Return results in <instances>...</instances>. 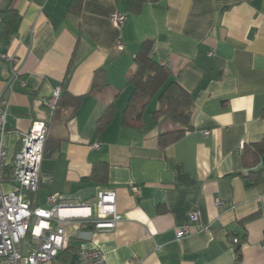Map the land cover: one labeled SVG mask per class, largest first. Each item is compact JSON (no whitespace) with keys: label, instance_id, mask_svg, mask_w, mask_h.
<instances>
[{"label":"crops","instance_id":"1","mask_svg":"<svg viewBox=\"0 0 264 264\" xmlns=\"http://www.w3.org/2000/svg\"><path fill=\"white\" fill-rule=\"evenodd\" d=\"M73 1L0 0V13L17 15L0 35V100L9 105L2 190L15 189L22 136L42 121L48 139L34 205L52 194L70 205L117 194L122 221L113 230L71 228L79 248L97 247L106 264H264V157L256 165L243 157L264 136V0ZM114 14L126 16L123 26ZM146 41L192 97L185 125L152 114L162 108L157 99L138 109L137 125L124 123L140 99L126 76ZM58 88L80 98L76 110L44 105ZM182 131L160 146L161 135ZM101 165L103 178L95 177ZM194 211L199 228L178 238Z\"/></svg>","mask_w":264,"mask_h":264},{"label":"built area","instance_id":"2","mask_svg":"<svg viewBox=\"0 0 264 264\" xmlns=\"http://www.w3.org/2000/svg\"><path fill=\"white\" fill-rule=\"evenodd\" d=\"M112 21L116 26H123L126 16L114 14ZM117 49L124 50L122 42L118 43ZM8 60L16 62L15 58ZM17 78L18 73H15L14 80ZM61 95L58 88L51 98L43 101L44 105L54 112ZM8 107L7 101L0 100V264H52L68 246L71 228L97 231L116 228L122 221V216L117 212V194L103 190L99 192L96 203L81 205L67 204L59 194H52L44 207L34 205L48 139V126L42 121L34 122L22 136L20 149L12 163L11 179L15 189L4 192L2 186L6 182L7 152L3 138L7 132ZM93 148L99 149L100 144ZM132 192L135 196L139 195L136 187L132 188ZM198 222L199 213L194 211L189 216V223L178 233V238L189 236ZM231 241L234 245L240 244L237 236H232ZM261 248L264 253V240ZM77 257L78 264H106L97 247H81Z\"/></svg>","mask_w":264,"mask_h":264},{"label":"trees","instance_id":"3","mask_svg":"<svg viewBox=\"0 0 264 264\" xmlns=\"http://www.w3.org/2000/svg\"><path fill=\"white\" fill-rule=\"evenodd\" d=\"M143 1L144 0H132V5L133 7H136ZM77 2V0H74L72 5H76ZM0 18L2 21L0 35L7 36L13 29L12 27L17 20V15L14 11L8 9L7 11L0 13ZM7 26L9 28H3ZM135 62V67L127 73L126 77L128 83L133 86L135 94H137L140 99L135 104H130L126 108L124 123L131 126L137 125L136 123L139 122L140 119L137 115L138 109L145 104V101L157 99L162 104V108L152 114L156 117L169 115L177 123L184 125L187 124L193 108L192 97L174 79H172L171 73L156 61L152 42L146 41L143 44L142 53L140 57L136 58ZM100 84L101 83L96 82V86L100 87ZM67 95L68 94L61 95L56 110L54 111L55 114L60 111V108L65 103L70 105L74 110L78 108L80 98L69 97ZM107 113L106 120L109 121L110 112L108 111ZM262 118H264V111L262 113ZM184 133L185 131L161 135L159 139L160 146L162 148L166 147L172 142L180 139ZM243 150L245 161H252L251 163L254 165L258 164L264 157V136L260 142L245 146ZM105 168V165L96 167L94 169V176L103 178L102 174ZM257 169L262 170L263 167L260 168V166H258ZM256 174H260V172H257ZM256 174H252V177H250L253 179V176H256L257 178ZM78 250L79 247L73 246L69 239L68 246L61 251L57 260H60L61 264H78V259L75 263L72 262L73 256L77 255Z\"/></svg>","mask_w":264,"mask_h":264},{"label":"rangeland","instance_id":"4","mask_svg":"<svg viewBox=\"0 0 264 264\" xmlns=\"http://www.w3.org/2000/svg\"><path fill=\"white\" fill-rule=\"evenodd\" d=\"M71 242L73 246H78L80 244V241H78L77 238H74ZM60 262H61L60 260L59 261L57 260L54 262V264H61Z\"/></svg>","mask_w":264,"mask_h":264},{"label":"water","instance_id":"5","mask_svg":"<svg viewBox=\"0 0 264 264\" xmlns=\"http://www.w3.org/2000/svg\"><path fill=\"white\" fill-rule=\"evenodd\" d=\"M262 167H263V166H260V168H262ZM77 259H78L77 255H74V256H73V261H72V262L75 263V262L77 261Z\"/></svg>","mask_w":264,"mask_h":264}]
</instances>
